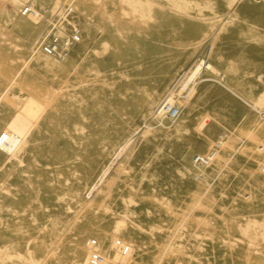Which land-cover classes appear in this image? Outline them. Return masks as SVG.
<instances>
[{"label":"rangeland","instance_id":"374dc122","mask_svg":"<svg viewBox=\"0 0 264 264\" xmlns=\"http://www.w3.org/2000/svg\"><path fill=\"white\" fill-rule=\"evenodd\" d=\"M259 4L0 0V132L21 142L0 152V264H87L89 238L105 264H264ZM74 26L64 54L38 47ZM169 94L181 114L161 123Z\"/></svg>","mask_w":264,"mask_h":264},{"label":"built area","instance_id":"2783aa9c","mask_svg":"<svg viewBox=\"0 0 264 264\" xmlns=\"http://www.w3.org/2000/svg\"><path fill=\"white\" fill-rule=\"evenodd\" d=\"M31 10L32 8L30 6H24L21 11L22 14H27ZM71 10H72V6H69L68 8L65 9L64 14L65 12H70ZM59 12L61 11L56 12V14H58ZM80 37H81L80 28L74 26L69 36L60 37L56 34L45 35L38 43V47L40 48V50H43L45 53L48 54H55L61 51L65 52L68 48H70L72 45L77 43L80 40ZM161 109H164L163 112L165 113V115L171 118L178 115V111L175 107L166 106L165 103L161 104ZM219 145H220L219 143L215 144V146L208 153L204 155L202 154L194 155L192 159L193 165L197 168H199L200 166L208 165L211 161L212 155H214V153L217 151L216 148L219 147ZM97 244L98 242L96 238H89L86 241V245L88 248L87 264H105L106 262H108L107 257L98 250ZM113 250L115 251V253H118L119 255L123 256L129 253L130 246L124 241H121V239H115L113 241Z\"/></svg>","mask_w":264,"mask_h":264},{"label":"bare ground","instance_id":"6f19581e","mask_svg":"<svg viewBox=\"0 0 264 264\" xmlns=\"http://www.w3.org/2000/svg\"><path fill=\"white\" fill-rule=\"evenodd\" d=\"M258 1H260L261 3L262 2H264V0H258ZM259 5H261V6H264L263 4H259ZM24 6H30L31 8H32V10L30 11V12H28L27 14H22V8L24 7ZM22 8H21V10H20V13H21V15H23V16H27V17H30L35 11H34V8L31 6V5H24ZM81 31V30H80ZM72 32V31H71ZM70 35V34H69ZM68 35V36H69ZM80 40H81V37H80ZM79 40V41H80ZM78 41V42H79ZM77 42V43H78ZM43 53H45L43 50H41ZM67 51V50H66ZM45 54H47V55H50V56H58V55H61V54H64V52L63 51H61V52H57V53H55V54H48V53H45ZM67 56L68 55H66V57H65V55H64V57L63 58H67ZM210 68H213L212 66H211V64H209V63H206L204 60H199L195 65H194V67L190 70V72L188 73V75H187V77H185L186 79H185V81L183 82V84H182V89L184 90V88H186V86L188 85V84H190L193 80H194V78L202 71V70H207V69H210ZM188 72V71H187ZM198 81H200V80H198ZM188 87V86H187ZM189 88V87H188ZM189 91H187L188 92V95L189 94H191V91H192V87L190 88V89H188ZM182 91V90H181ZM186 92V93H187ZM182 94V93H181ZM170 96H172L171 94H169L168 96H166V97H164L162 100H161V102L159 103V105L156 107V109L154 110V119H156V120H158L159 122H161V123H163V122H174V121H176V120H178V118L180 117V114H181V112H180V107L177 105V104H175V103H173V102H175L174 100H175V98H174V100L172 99V98H170ZM185 97V96H184ZM190 97V95L188 96V98ZM185 98H187V97H185ZM261 102V101H260ZM166 104V106H173V107H175L176 109H177V111H178V115L177 116H175V117H173V118H171V117H169V116H166L165 115V113L163 112V110L164 109H161V104ZM3 134V135H2ZM2 135V136H1ZM20 137H19V135L18 134H16V133H10V132H8V133H5V132H0V152H3V153H5V154H7V155H14L13 154V152H14V150L20 145ZM208 153V152H207ZM206 154V153H205ZM194 155H196V154H194ZM193 155V156H194ZM202 155H204V154H202ZM217 155H218V149H217V151L214 153V155H212V158H211V161H210V163L208 164V165H206V166H200L199 168H197V167H195L194 165H193V163H192V159H193V156H192V158H191V166L194 168V170H198V172L197 173H195V178H197L198 177V175L205 169V167H208L210 164H212L213 162H214V160L216 159V157H217ZM97 248H98V250L101 252V250H100V248H99V245L97 244ZM86 249H87V252H88V248H87V245H86ZM16 256V255H15ZM30 257V256H29ZM32 261V260H31ZM32 263V262H31Z\"/></svg>","mask_w":264,"mask_h":264}]
</instances>
